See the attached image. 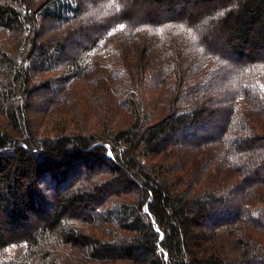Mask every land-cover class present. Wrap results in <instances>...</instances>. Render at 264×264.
<instances>
[{
  "label": "trees",
  "instance_id": "1",
  "mask_svg": "<svg viewBox=\"0 0 264 264\" xmlns=\"http://www.w3.org/2000/svg\"><path fill=\"white\" fill-rule=\"evenodd\" d=\"M105 1L114 15L81 40L95 0H0V264H264V135L237 107L220 128L198 77L174 52L154 64L145 40L197 44L205 23V46L258 73L236 99L264 109V0ZM110 42L120 59L107 77ZM47 111L40 136L34 115ZM216 129L225 148L212 152Z\"/></svg>",
  "mask_w": 264,
  "mask_h": 264
},
{
  "label": "rangeland",
  "instance_id": "2",
  "mask_svg": "<svg viewBox=\"0 0 264 264\" xmlns=\"http://www.w3.org/2000/svg\"><path fill=\"white\" fill-rule=\"evenodd\" d=\"M119 1V5L123 3L124 0H114ZM91 5V4H90ZM87 4L85 6V18H86V25H85V31H83L81 34L78 35L79 39L82 40L84 35H91L95 31L86 30L91 25V21L94 18L102 19L107 16L114 15V11H112V7L110 4H107L105 0H95V2H92V5ZM99 7V8H98ZM116 11V10H115ZM102 21V20H101ZM207 27V26H206ZM205 23H200L197 25V31L203 32L202 35H199L202 39L204 37H207V32H205ZM133 36V32L130 33ZM170 43L174 44V46H166L165 36ZM190 37H189V36ZM188 35H176V38H174L171 41V36L169 33H158V35L155 36H147L145 40L147 41V44L150 46V52L154 54L153 62L159 63L163 59H167L165 55L168 52H174L173 54L178 55V59L181 62V66L177 65L176 67L180 69V72H184V74L189 78V81L193 80L195 77H198V79L202 82V87L205 89V94L203 97L208 93V96L210 97L209 107L211 110H217L221 113L218 114H212V119L215 120L216 124L221 128L225 127V130H227L228 127H232V115L234 114L232 109L234 107H237V120H239L241 117L246 118V120L253 122L254 127H256L258 130L255 131L257 134L264 135V109L260 108V105L257 103H254L250 100H240L236 99L237 96L242 92L243 83L248 80L249 76H257L258 73H253L252 70H248L246 67L248 64L241 65V62L235 61L231 55L232 54H226L224 53V50L218 45H212V47L205 46L203 41L199 38V42L197 44L195 43V36H192L191 34ZM131 37V36H129ZM164 39V40H163ZM212 39L211 37H207V40ZM132 39L129 41L131 42ZM115 42H119V40H115ZM111 45L103 47V51L101 53V56L99 57V64L100 69L102 70L103 76H107L109 71L112 69L110 68L112 62L111 59L116 60L117 63L119 62L120 57L113 56L114 52L117 51V48L114 46V42H110ZM199 45V46H198ZM157 59V61H155ZM262 61V60H261ZM167 65H171L169 61H166ZM253 64V63H250ZM104 68H108L105 70ZM153 65L148 68L144 73H149V75H152ZM248 71L249 73H245ZM186 72V73H185ZM176 73V72H175ZM264 77L263 75H260ZM108 77V76H107ZM195 80V79H194ZM189 83L185 82L184 85L181 86L182 92H185L188 88ZM85 88V87H84ZM89 88V87H87ZM87 88L86 91H89ZM57 87H53L52 90H49L47 92L50 99H53V102L50 103V106H48L49 110L55 109L57 107V96L56 91ZM43 92L37 93L35 96V100L39 102L40 95ZM202 96V94H201ZM88 97V96H87ZM200 97V96H199ZM198 97V98H199ZM245 108V110H243ZM224 111H227V120L225 121V114ZM243 112V114H242ZM89 118L87 119V124H92L94 126L97 125L100 115L88 113ZM244 115V116H242ZM108 119L115 120L117 117L113 116L112 114H108ZM35 119L38 120L37 122V128L38 133L40 136H48V134H45L47 123L55 119L56 115L55 113L51 111H47L44 114H36L34 115ZM235 117V114H234ZM43 123L42 127L41 124ZM211 123L205 124V126L201 127L199 129L193 130V134L196 136H202V133L204 131H212V127L210 125ZM252 124V123H251ZM45 126V127H44ZM231 129V128H230ZM221 133V136H217L220 134L219 130H215V132H212L213 138H215L212 142V152L213 151H220L225 148V143L222 140V136L224 135ZM262 132V133H260ZM217 136V138H216ZM203 139V138H202ZM252 168V167H251ZM102 172L104 171L101 170ZM103 174V173H102ZM98 176L101 177V173L98 172ZM45 188V186H43ZM248 195V194H247ZM245 193V189H243L241 192H238L237 194H234L236 199L242 198L243 200L247 197ZM34 217H31L33 219ZM34 221V220H32ZM77 226H81L78 225ZM83 231L85 233L92 234L93 228L90 227H83ZM16 254V251L14 248H10L7 251V257H14Z\"/></svg>",
  "mask_w": 264,
  "mask_h": 264
}]
</instances>
